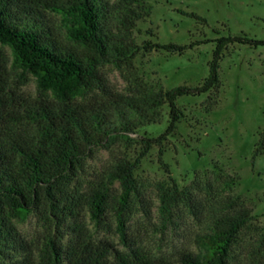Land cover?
Instances as JSON below:
<instances>
[{
  "label": "trees",
  "instance_id": "16d2710c",
  "mask_svg": "<svg viewBox=\"0 0 264 264\" xmlns=\"http://www.w3.org/2000/svg\"><path fill=\"white\" fill-rule=\"evenodd\" d=\"M45 10L61 11L69 16L68 38L75 48L61 42L45 19ZM148 0H0V42L12 49L14 59L37 80L39 91L50 90L58 102L39 97L22 101L21 112H13L24 129L11 130L4 124L6 81L0 72V255L21 243L12 222L36 212L43 225L55 229L74 217L81 201L92 220L100 221L105 209L107 188L117 180L121 188L120 204L126 208L135 190L133 171L148 150L156 145L162 154V141L173 135L182 114L176 99L183 95L207 94L211 100L219 89L218 66L229 45L255 48L264 39L246 34L217 36L208 61L207 75L196 85L181 84L166 89L138 92L135 97L112 99L107 104H80L72 99L78 88L102 84L99 67L130 65L138 52L163 49L182 53L192 43L180 45L145 40L137 44L132 36L135 23L147 17ZM193 20L206 23L194 12L182 11ZM113 24L114 31L108 27ZM218 33V32H216ZM214 95V96H213ZM124 100V103H123ZM123 104L125 107L123 109ZM162 106L167 108V122L156 137H140L132 159L118 160L113 170L101 177L86 194L79 193L83 162L95 147H104L109 139L131 141L130 134L140 126L155 123ZM33 125L32 133L25 126ZM252 159L264 153V131ZM167 181L157 185L158 214L171 220L182 205L192 217L198 206L205 210V231L198 236L202 254L181 252L177 264H254L264 258V226L254 221L247 202L232 193L239 181L231 175L211 170V179L201 181L194 175L185 187H179L165 164ZM195 192L202 194L200 202ZM199 203V204H198ZM198 204V205H197ZM118 232L124 237L125 216L117 214ZM254 221V222H253ZM74 225V224H73ZM67 238L53 235L37 251L36 258L25 253L0 264H170L153 262L136 250L122 253L111 245L90 242L82 234ZM6 261V262H5Z\"/></svg>",
  "mask_w": 264,
  "mask_h": 264
},
{
  "label": "rangeland",
  "instance_id": "374dc122",
  "mask_svg": "<svg viewBox=\"0 0 264 264\" xmlns=\"http://www.w3.org/2000/svg\"><path fill=\"white\" fill-rule=\"evenodd\" d=\"M148 4V16L137 21L132 29L135 42L192 43L191 47L182 53L163 49L140 51L130 65L120 67L104 63L99 67L102 84L97 88L74 90L75 102L107 104L112 99L135 97L138 92L153 91L157 87L193 86L207 75L213 48L211 40L215 37L242 33L264 39V0H148ZM182 11L194 12L206 23L197 22ZM44 13L61 42L79 48L68 38L69 16L61 11L45 10ZM108 27L114 31L112 23L108 22ZM0 72L6 81L4 124L7 128L24 129L13 113L21 112L23 100L46 97L58 102L52 91L38 90L35 76L15 61L10 46L2 42ZM218 77L220 86L212 100L206 93L176 99L182 117L173 135L162 141V154L159 156L158 147L153 145L134 169L136 187L129 195L127 207L119 203L118 181H112L107 188L106 209L101 220H92L81 201L74 217L58 228L63 242L76 235L73 232L76 230L96 245L107 243L122 253L134 249L155 263L177 264L181 252L202 254L198 236L206 228L205 210L198 206L200 213L192 217L181 205L169 221L162 220L158 214L157 185L167 181L162 163L180 188L187 186L194 175L201 181L211 179L213 166L221 174L239 178L232 193L247 202L255 223L264 226V153L252 159L253 148L260 144L259 134L264 131V46L229 45L219 61ZM121 107L124 109L125 104ZM166 122L167 108L162 106L158 121L137 128L129 135L131 141L114 138L104 147L93 148L79 171L83 179L79 193L86 194L89 187L113 170L118 160L132 159L140 137H156ZM25 127L26 135L32 133L33 125ZM195 193L194 200L200 202L203 195ZM119 212L126 220L124 237L117 229ZM12 222L21 243H16L4 257L0 255V261H10L25 253L36 258L38 249L50 237L62 236L55 233L52 223L50 228L44 226L36 212L22 218L13 217ZM254 264H264V258Z\"/></svg>",
  "mask_w": 264,
  "mask_h": 264
}]
</instances>
